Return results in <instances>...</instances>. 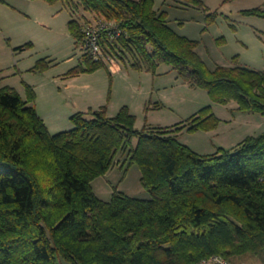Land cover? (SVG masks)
Returning a JSON list of instances; mask_svg holds the SVG:
<instances>
[{
	"label": "trees",
	"instance_id": "1",
	"mask_svg": "<svg viewBox=\"0 0 264 264\" xmlns=\"http://www.w3.org/2000/svg\"><path fill=\"white\" fill-rule=\"evenodd\" d=\"M44 1L63 2L71 12L78 45L89 20L83 10L118 24L116 43L106 40L122 64L154 74L168 65L214 102L264 114V69L236 58L235 66L209 68L199 42L176 33L155 0ZM245 14L264 17V10ZM84 63L70 74L109 68L85 55ZM27 93L24 100L0 84V264H198L215 255H251L264 264V131L201 155L179 135L215 128L220 119L212 106L174 127L143 130L127 107L115 117L104 107L75 114L73 129L52 134L35 107V89L28 85ZM119 153L139 166L150 199L117 190L110 201L97 196L93 181Z\"/></svg>",
	"mask_w": 264,
	"mask_h": 264
},
{
	"label": "rangeland",
	"instance_id": "2",
	"mask_svg": "<svg viewBox=\"0 0 264 264\" xmlns=\"http://www.w3.org/2000/svg\"><path fill=\"white\" fill-rule=\"evenodd\" d=\"M198 1L202 6L190 0H155V9L168 12L167 20L176 33L199 42L197 52L209 68L228 66L236 58L238 64L263 70L264 17L245 12L264 10V0ZM215 12L216 18L208 24L209 15ZM80 13L89 19L83 21V27L106 21L83 10ZM71 19V12L63 2L0 0V84L16 89L24 100L28 98L27 86L36 87V102L44 112L39 115L45 118L47 127H53L49 129L52 134L73 129L72 116L89 113L83 111L86 108L96 111L105 107L107 116L115 117L127 107L131 114L133 111L138 114L135 125L138 130L174 127L190 118L185 115L186 110L185 113L176 104H169L178 97V100L190 98L194 92L183 86L179 88L173 79L168 82L171 77L159 79L155 86L156 74L128 66L130 56H126L127 65L116 58L114 63L109 62L108 69L71 75L80 61L84 63L82 45L77 44L69 30ZM20 47L23 49L16 50ZM43 63L47 65L35 70ZM118 64L121 72L114 67ZM66 77H70L67 82L62 80ZM201 91L205 99L211 100L209 104L220 122L211 130L180 133V141L198 154L231 149L248 136L264 131V114L241 111L236 101L216 103L206 90ZM158 105L161 110L156 109ZM74 106H79V112L71 113ZM54 127H60L61 131ZM137 142L135 139L134 145ZM129 163L127 153H119L114 167L93 181L99 198L110 201L115 190L134 198H151L142 184L139 166ZM227 260L232 264H263L251 255Z\"/></svg>",
	"mask_w": 264,
	"mask_h": 264
},
{
	"label": "built area",
	"instance_id": "3",
	"mask_svg": "<svg viewBox=\"0 0 264 264\" xmlns=\"http://www.w3.org/2000/svg\"><path fill=\"white\" fill-rule=\"evenodd\" d=\"M83 40L80 45L84 51V55L94 61L106 63L109 66L116 59L109 53L107 47L106 37L109 39L108 43H116L121 36V30L116 22L102 21L95 25H88L83 27ZM198 264H232L230 261L222 256L215 255L202 260Z\"/></svg>",
	"mask_w": 264,
	"mask_h": 264
},
{
	"label": "crops",
	"instance_id": "4",
	"mask_svg": "<svg viewBox=\"0 0 264 264\" xmlns=\"http://www.w3.org/2000/svg\"><path fill=\"white\" fill-rule=\"evenodd\" d=\"M158 12H161V11H159L158 10ZM168 13V12H167ZM88 14V13H87ZM89 21V20H88ZM169 23V22H168ZM170 24V23H169ZM176 30V29H175ZM177 31V30H176ZM73 37V36H72ZM80 63H82L81 61H80ZM235 65H237V64H235L234 62H232L231 61V63H229L228 64V67H232V66H235ZM239 65H241V64H239ZM241 66H246V65H241ZM115 68H116V71L117 72H121V65H115L114 66ZM246 67H249V66H246ZM249 68H251V67H249ZM254 69V68H253ZM141 71H146V70H141ZM147 72H149V71H147ZM149 73H152V72H149ZM75 77V76H74ZM170 78L171 77V79H169L168 80V82H170V80H172L173 79V81H174V83L175 84H177L178 86H179V88L181 87V86H183V88H190L189 90H191V92H194V95L192 96V97H190V98H184V97H182V100H178L179 99V97L178 98H176V100H174V99H172L171 100V104H169V105H172V104H176L178 107H180L181 109H182V111L183 112H185V110H186V112L187 113H189V114H187L186 112V114L185 115H189L188 117H191V116H193L194 114H196V113H198L201 109H203V108H205V107H207V106H210V99H205V93H202V89L201 88H199V89H197L196 87H192L189 83H186L185 81H183L181 78H179V76H178V74H177V72L176 71H174L170 66H168V65H161L159 68H158V70H157V74L155 75V79H154V85L156 86V83L158 84V83H160V80L159 79H162V80H165L166 78ZM68 78H70V77H68ZM67 77L66 78H64V79H62V80H64V81H69V79H68ZM67 79V80H66ZM59 81L58 80H56V83H58ZM22 89V88H21ZM35 89H36V87H35ZM23 90V89H22ZM209 98V97H208ZM39 99V98H38ZM82 105V104H81ZM83 106V105H82ZM35 107L37 108V110L39 111V114L41 115V114H43L44 112L41 110V108L39 107V104H37V102H35ZM76 107V108H75ZM169 107V106H168ZM80 108H79V106H74V108H73V111L71 112V113H74V111H75V113L79 110ZM99 109V108H98ZM109 109V108H108ZM157 110H161L162 108H161V106L160 105H158L157 106V108H156ZM88 108H86V110H83V111H86V112H89V111H91V110H94L93 108H91L90 110H88ZM96 110V109H95ZM215 110V109H214ZM174 111V110H173ZM79 112V111H78ZM215 112H216V110H215ZM108 114V113H107ZM133 115H135L136 117H137V112H135V111H133ZM42 117V116H41ZM185 117H187V116H185ZM43 119H45V118H43ZM49 127V126H48ZM49 129H50V131H51V129H53V127H49ZM54 129H56V131H61V128L60 127H54ZM184 132V131H183ZM263 132V131H262ZM261 132H257V134H260ZM256 134V135H257ZM243 141V140H242ZM190 146V145H189ZM192 147V146H191ZM193 148V147H192ZM195 149V148H194ZM195 150H197V149H195ZM197 151H200V150H197ZM201 152V151H200Z\"/></svg>",
	"mask_w": 264,
	"mask_h": 264
}]
</instances>
